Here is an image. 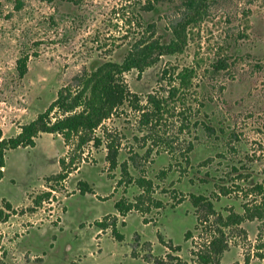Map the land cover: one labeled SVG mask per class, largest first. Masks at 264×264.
<instances>
[{
  "label": "rangeland",
  "instance_id": "rangeland-1",
  "mask_svg": "<svg viewBox=\"0 0 264 264\" xmlns=\"http://www.w3.org/2000/svg\"><path fill=\"white\" fill-rule=\"evenodd\" d=\"M148 4L151 9H143ZM135 12L154 22V36L189 19L183 0H0L3 136L16 135L75 75L101 60H119L134 37L132 26H122L119 16ZM192 20L183 53L162 56L141 73L125 72L123 80L129 90L144 95L159 86L164 65H194L197 97L209 116L203 120L214 130L208 133L198 125L187 161L180 152L155 147L145 154L147 145L135 139L141 135L137 113L127 106L106 120L104 126L120 137L119 160L128 161L129 174L152 181V201L143 199L140 210L124 216L112 203L135 201L142 189L126 182L124 174L125 181L116 184L120 170L109 168L104 145L88 143L75 159L79 167L63 180L53 179L59 159L69 161L76 152L61 136L41 133L33 147L9 150L0 178V264H147L144 253L170 250L158 235L180 246L179 256L189 260L207 235L202 225V230L194 228L198 217L192 195L212 197L218 211L232 207L238 212L243 202L264 198V189L245 196L255 183L264 186V0H210ZM126 30L130 37L122 39ZM23 56L28 57L27 70L21 76L16 64ZM216 56L226 59L228 67L206 72ZM179 135L174 146L181 151L185 134ZM79 182L87 191H80ZM219 185L231 191L215 195ZM39 196L43 199L36 203ZM99 220L114 222L121 239L109 227L95 234ZM258 228L259 221L253 220L231 230L217 264H264L256 256ZM188 230L193 235L186 240Z\"/></svg>",
  "mask_w": 264,
  "mask_h": 264
},
{
  "label": "trees",
  "instance_id": "trees-1",
  "mask_svg": "<svg viewBox=\"0 0 264 264\" xmlns=\"http://www.w3.org/2000/svg\"><path fill=\"white\" fill-rule=\"evenodd\" d=\"M71 1L77 3V0ZM209 1L183 0L189 19L186 22L172 25L170 32L165 35L160 34L161 36H154V22L144 21L136 12L130 17H125L124 14L119 16L122 26H132L130 33L134 36L130 38V44L119 60H101L92 69L83 70L75 75L73 82L61 87L46 109L21 125L16 135L4 137L0 129V178L1 168L5 165L6 152L17 147H33L36 144V137L41 133L61 136L65 145H70L77 154L70 157L69 161H66V158L59 159L60 171L53 176L56 180L67 178L69 173L79 167L75 159L79 156L78 154L83 153L88 143H92L97 148L104 145L105 159L109 168L118 167L120 170V178L116 184L125 181L122 180L124 174L128 176L126 182H135L142 189V194L140 193L135 201L116 200L113 204L114 209L121 215H126L133 209L140 210V204L146 201L143 199L151 198L152 181L143 177L134 178L129 174L128 161L119 160L120 137L114 135L112 129L104 126V122L121 111L123 112L121 108L127 106L137 113L136 126L141 135L135 139L142 140L143 145H147L145 154L148 155L155 147L156 150L180 152L188 161V154L193 148V140L196 138L195 130L198 125L208 133L214 130L208 121L203 120V117L208 115L202 111L205 103L198 100L195 90L197 68L192 64L181 67L164 65L159 76V86L144 95L129 90L123 80V74L133 69L141 73L146 68L155 65L162 56L183 53L187 45L186 25L193 21V17L201 14ZM151 7V4L143 5V9H151ZM127 33L129 32L126 30L122 34V39L130 37ZM27 59V56H23L17 60L16 68L21 76L27 70ZM227 67L226 59L216 56L208 65V69L204 70L220 73ZM171 127L176 128V132H168ZM98 129H101V134L96 133ZM179 134H185L186 137H182V142H186V145L181 151L174 146L175 139L180 138ZM79 185L82 187L81 192L87 191L88 186L85 183L79 182ZM263 189V185L255 183L245 192V196L251 195L254 190L262 193ZM230 191L229 188L219 185L215 195H226ZM49 194L50 192H46L44 195ZM211 198L203 194L192 195V205L196 208L198 217V224L194 228L202 230L198 226L202 225L207 234L203 241L192 250L193 258L189 260L181 258L178 254L180 246L166 242L161 235H158L159 241L170 250L162 255L146 252L142 255L144 261L147 264H217L224 251L228 249L231 230L237 229L245 221L253 220L259 221L255 244L256 256L264 258V198L243 202L239 212L234 211L232 207L218 211ZM41 199H43L42 196H39L38 199L35 198V202ZM156 206L159 207V204ZM10 207V203L7 202L6 209L9 210ZM95 224L101 229L110 227L116 237L121 239L122 236L116 231L114 222L107 223L99 220ZM192 235L193 231L188 230L184 234V239H190Z\"/></svg>",
  "mask_w": 264,
  "mask_h": 264
},
{
  "label": "crops",
  "instance_id": "crops-1",
  "mask_svg": "<svg viewBox=\"0 0 264 264\" xmlns=\"http://www.w3.org/2000/svg\"><path fill=\"white\" fill-rule=\"evenodd\" d=\"M114 204V202L112 203V205ZM112 215H117V213L116 212H112ZM122 216H124V215H122ZM116 227V226H115ZM110 228V227H109ZM105 229H107V228H105ZM105 229H101V228H99V227H97V229H95V234H97V233H99L101 230H105ZM116 231H117V228H116ZM118 232V231H117ZM119 233V232H118ZM120 234V233H119Z\"/></svg>",
  "mask_w": 264,
  "mask_h": 264
}]
</instances>
